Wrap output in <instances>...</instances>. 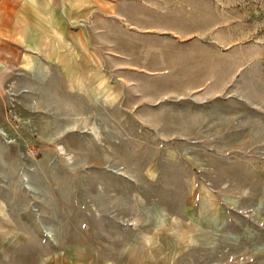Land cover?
<instances>
[{"label": "rangeland", "instance_id": "rangeland-1", "mask_svg": "<svg viewBox=\"0 0 264 264\" xmlns=\"http://www.w3.org/2000/svg\"><path fill=\"white\" fill-rule=\"evenodd\" d=\"M34 2L0 264H264V0Z\"/></svg>", "mask_w": 264, "mask_h": 264}, {"label": "crops", "instance_id": "crops-1", "mask_svg": "<svg viewBox=\"0 0 264 264\" xmlns=\"http://www.w3.org/2000/svg\"><path fill=\"white\" fill-rule=\"evenodd\" d=\"M33 3L34 0H32ZM28 3L29 0H0V33H4L7 35V38L9 37L10 44H13V41H15L14 43L17 45H28L29 44V37H28V29H29V25H28V21H23V19L21 18L20 20L18 18H16V16H14L15 14L21 13V17H23L24 14V9L28 8ZM20 30L15 31L14 30ZM25 30V31H24ZM16 39V40H14ZM1 44H5L7 45V43H4L2 41H0V46ZM1 50L2 47H0V55H1ZM7 50L5 51V53H7ZM5 68H9L6 67ZM2 67L0 68V78L5 77V83H4V92L6 94V98L10 99V104H13V94L15 92V88H18V81L17 80H13L12 79V75L10 74V72H8L6 69L1 71ZM10 78V79H8ZM2 81H0V86H1ZM22 83V82H21ZM23 86V85H22ZM19 89V88H18ZM8 95V96H7ZM6 99V100H7ZM20 101V103H24V100H18ZM27 107H29V105H27Z\"/></svg>", "mask_w": 264, "mask_h": 264}]
</instances>
